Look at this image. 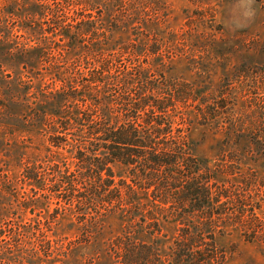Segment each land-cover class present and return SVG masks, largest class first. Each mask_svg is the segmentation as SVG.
Masks as SVG:
<instances>
[{
    "label": "trees",
    "instance_id": "16d2710c",
    "mask_svg": "<svg viewBox=\"0 0 264 264\" xmlns=\"http://www.w3.org/2000/svg\"><path fill=\"white\" fill-rule=\"evenodd\" d=\"M51 1L0 4V125L2 134L47 136L52 148L66 149L64 156L48 149L50 157L57 158L50 162V192L56 199L52 212L58 216L68 211L91 239L97 227L96 234L101 231L99 219L104 215L127 219L122 234L105 249L110 264H222L217 237L229 228L244 237L248 232L255 236V222L244 217H256L244 204L240 175L211 167L193 153L185 119L175 115V101L192 97L176 95L170 84L164 88L157 71L151 79L150 71L136 62L113 60V54H131L126 44L101 62L88 58L78 66L49 65L45 69L49 83L43 82L38 66L46 64L49 55L63 56L65 48L73 49L77 42L88 43V49L106 46L105 32L97 28L91 12L85 13L91 10L83 7H88L87 0L76 1L74 10L61 16ZM14 20L16 30L39 35L45 45L61 44L55 51L18 46L13 42L24 35L11 38L8 27ZM116 165L124 169V177L116 178ZM38 181V167L26 168L23 182L44 190ZM162 220L177 225L167 255L160 248ZM28 226L19 227V234H35ZM37 232L35 248L27 249L19 241L25 250L15 258L16 264H36L41 252L45 259L40 264H68L73 250L83 246L79 239L65 243L48 239L43 230ZM2 235H7L3 242L16 239L6 231Z\"/></svg>",
    "mask_w": 264,
    "mask_h": 264
},
{
    "label": "rangeland",
    "instance_id": "374dc122",
    "mask_svg": "<svg viewBox=\"0 0 264 264\" xmlns=\"http://www.w3.org/2000/svg\"><path fill=\"white\" fill-rule=\"evenodd\" d=\"M4 1L0 0V4ZM76 1L83 0L51 3L61 16L63 12L73 11ZM87 2L88 7H83L91 10L85 13L91 12L97 28L105 32L103 45L106 46L88 49V43L77 42L73 49L72 45L65 48L63 56L49 55L46 64L42 61L38 66L43 82L49 83L45 70L49 65L78 66L88 58L101 62L126 44L131 54L121 57L113 54L116 56L113 60L127 58V65L136 62L150 71L151 79L157 71L158 81L166 84L164 88L170 84L175 86L176 95L192 97V101H175V115H183L185 119L193 153L208 160L211 167L218 165L225 172L240 175L245 190L244 204L253 208L256 217H244L250 223L255 222V236L248 232L244 237L239 230L229 228L223 237H217L218 249L224 253L222 264H264V0ZM16 23L10 21L8 28L12 39L24 35L13 42L20 43L18 46L55 51L61 44L47 46L39 35L16 30ZM36 25L43 30L47 28L45 24ZM154 49L158 54L149 53ZM130 73L134 75L136 70ZM2 130L0 125V226L5 223L6 229L0 227V232L15 234L16 239L3 242L7 235L0 238V264H16L15 258L25 250L19 248V241L27 249L35 248L38 229L50 240L82 241L83 246L73 250L68 264H110L105 249L122 234L128 220L119 214L104 215L99 219L101 231L96 234L97 227L91 239L68 211L55 215L52 210L56 199L50 192L49 173L50 162L57 158L50 157L48 149H55L47 136L2 134ZM55 151L67 155L66 149ZM31 167H38L41 179L38 182L44 190L23 182L24 171ZM113 170L117 179L125 176L122 167L116 165ZM161 224L160 248L167 255L176 238L177 225L171 220H162ZM22 225H29L35 234H19ZM41 253L36 264L45 259Z\"/></svg>",
    "mask_w": 264,
    "mask_h": 264
}]
</instances>
